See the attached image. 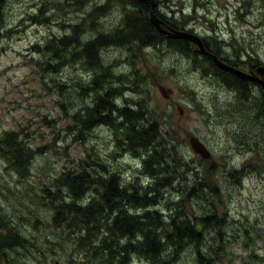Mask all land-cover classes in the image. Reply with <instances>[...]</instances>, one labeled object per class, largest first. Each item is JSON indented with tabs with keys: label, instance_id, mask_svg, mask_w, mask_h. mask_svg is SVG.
Wrapping results in <instances>:
<instances>
[{
	"label": "rangeland",
	"instance_id": "374dc122",
	"mask_svg": "<svg viewBox=\"0 0 264 264\" xmlns=\"http://www.w3.org/2000/svg\"><path fill=\"white\" fill-rule=\"evenodd\" d=\"M161 1L164 16L193 29L222 60L246 74L264 68V0ZM0 5V140L16 132L41 152L24 177L0 152V216L7 213L26 240L17 247L0 244V264H264L260 87H237L194 45L179 51L166 41L155 43L159 35L145 27L130 0H0ZM98 39L92 52L87 45ZM125 109L133 111V120L125 119ZM76 112L86 114L84 119L96 112L110 121L76 142ZM134 125L140 131L153 126L156 143L144 147L153 133L142 142ZM196 140L208 149V159L194 150ZM87 151L108 165L128 194L138 189L144 198L155 191L157 205L147 210L116 203L127 208V218L148 211L143 232L156 234L163 245L156 257L136 250L143 235L133 240L128 255L115 259L104 251L102 239L110 234L104 227L79 246L65 224L51 226L54 212L40 204L46 187L57 191L54 184L63 173L79 172L82 162L94 159ZM166 156L168 170L157 175L163 186L158 187L144 170L153 173L154 163ZM88 170L94 177L103 174ZM119 216L99 223L125 220ZM174 216L187 237L167 239ZM189 228L197 235L188 237ZM9 235L0 231V237ZM117 239L121 246L132 244L120 233Z\"/></svg>",
	"mask_w": 264,
	"mask_h": 264
},
{
	"label": "trees",
	"instance_id": "16d2710c",
	"mask_svg": "<svg viewBox=\"0 0 264 264\" xmlns=\"http://www.w3.org/2000/svg\"><path fill=\"white\" fill-rule=\"evenodd\" d=\"M130 3H134L133 0H130ZM98 11L103 12V9L98 8ZM100 14L102 15V13ZM145 27L148 30H153V26L151 27L148 22L145 24ZM157 34L160 37L158 36L154 40L155 43L159 41H166L169 46L174 47L179 51H185L190 45H194L186 40H171L167 39V37L164 35H161L159 33ZM77 37H79V35H77ZM73 38L74 35L72 37L65 38V40L63 41L64 45L69 46L68 43H70ZM138 39L141 40V38ZM99 42L100 39H98L95 43L92 42L88 44L87 47H93L92 52H94L95 47ZM205 46L207 50L211 51L206 42ZM205 59L211 62V60H209L208 58L205 57ZM224 62L229 63L228 61ZM89 64H91L90 61ZM215 70L219 74H226L227 76H230L233 79L234 85L246 90L247 87L245 86L246 83L244 81L239 80L238 78H235L234 76L223 72L217 68ZM245 93L247 92L243 91V94ZM61 105L62 109L66 110L64 104ZM262 109L263 108H261V110ZM132 112L129 109H125L123 112V116L125 117V119H128L129 121L131 119L133 120L134 116L132 115ZM262 112L263 110L260 113ZM81 116H86V114L82 115L79 114V112H76L73 116L75 125L80 127V130L78 132L80 137L76 138V142L77 140H84L85 136L83 135V132L89 131L94 126L105 123L106 120L110 121V116L106 117L103 116V114H100V116L98 117L96 115V112L91 113L88 117H86V119ZM129 121L126 122L130 124ZM133 130H135L136 133H139V135H141L139 140H141L142 142H144V137L147 135V133H153L151 135H148V139L152 137V140L148 141L144 147H150L152 142L156 143L158 132L154 129L153 126H151L150 129L147 131H140L139 128L134 125ZM20 136L21 134L16 132L6 133L5 136L0 140V152L3 154L5 160L10 165V167L15 168L18 173L22 177H24L28 174L29 166L35 159L36 155H40L41 152L40 150L33 151L30 146H28L22 139H20ZM153 149L155 150V146L153 147ZM87 153L89 158L94 159L89 162H86V165H83L82 162V167L79 172L69 171L63 173L60 178L55 181L54 187H56L57 191H53L49 189V187H46L47 189L44 192V196L42 197V201L40 204L43 206L49 205L48 207H46V209L49 208L54 212V214H52L51 216V226L56 227L65 224L67 227L66 229L69 238H71L73 235H76L79 240V246L86 245V243L90 239L100 234V230L104 227L105 231H108L110 233L107 237L102 239L104 251L108 250V255L114 256L115 259L123 258L125 255H128V252L132 250V247L134 245L133 240L137 236L143 235L144 242L139 243L136 250L144 251V256L156 257L160 250V247H162L163 245L161 243V239L157 240L158 237L156 234L153 235V233L149 231L143 232L144 227L142 221L143 218L148 219V211L144 214V216L139 215L127 218V208L120 209V207L116 203V201H125L127 207L144 208L145 210H147L148 208L157 205L158 200L155 195V191L151 190L147 194L144 193V198L139 195L138 189H134V191H131L133 193L128 194V189L120 187L117 175L112 173L108 165L104 161H102L101 158L97 156L95 152L90 153L87 151ZM167 157L171 156H166L161 160H157V163H154L155 165L153 166L155 170L153 173H149L148 168H145L146 170H144V175L155 180L156 186L160 185V182L162 181V179H159L157 175L159 176L161 173H164L165 170H168ZM149 158H154V156L152 155ZM145 163H147V161ZM156 166H158L159 168ZM90 167H92V169L95 171L99 170L103 172V174L99 177H94L92 173L88 170ZM166 186H170V184H167ZM88 195L89 198L88 200H86V196ZM81 201H87V206L83 208L81 206L83 204L81 203ZM114 213L120 215L119 218L124 216L125 220L122 218L121 220L116 219L113 222L109 221L106 223L107 226L99 223L100 221L103 222L109 220V216ZM157 214H159V212H157ZM4 215L5 217L0 216V231L8 230L10 235L8 237H0V244H3L5 247L22 246L24 244L23 242H26V240L21 229L17 228L15 225H13V223H11L7 213L4 212ZM126 220L127 222H129L128 226L126 225ZM170 227H172V230L174 231L171 234L166 235L167 239L176 238L177 235L182 236L181 234L183 233L186 234V231L183 232L178 230V227L181 228L186 226H184V224L177 226L175 216L174 218L171 217ZM188 231L190 233L188 237H191L192 233L197 235L195 228H193V230L189 228ZM118 233H120L123 237H128L130 243L132 244H129L127 246H121V241L117 239ZM0 248L2 251V247Z\"/></svg>",
	"mask_w": 264,
	"mask_h": 264
},
{
	"label": "water",
	"instance_id": "95a60500",
	"mask_svg": "<svg viewBox=\"0 0 264 264\" xmlns=\"http://www.w3.org/2000/svg\"><path fill=\"white\" fill-rule=\"evenodd\" d=\"M139 1H145V0H139ZM155 10H156V4L152 3L151 23L155 27H157L160 31L166 33L169 38L187 40V41L194 43L199 48V52L202 55L210 58L213 61L215 67H217L218 69H220L222 71H226L228 73H231V74L237 76L238 78H240L242 80L254 81V82L260 84L262 86V88L264 89V80H262L258 77L246 74L242 71H239L238 69H236L234 67H231V66L225 64L216 55L207 51L205 44L200 37H198L192 33L179 31V30H171L170 32L164 31L161 27L162 22L157 18L156 14H155ZM257 71L261 76L264 75V68H259ZM192 145H193L194 150L197 153H199L202 156V158L208 159L210 157V153L208 152L206 147L200 141H198V140L193 141ZM197 230H200V226L197 227Z\"/></svg>",
	"mask_w": 264,
	"mask_h": 264
},
{
	"label": "flooded vegetation",
	"instance_id": "af4514ba",
	"mask_svg": "<svg viewBox=\"0 0 264 264\" xmlns=\"http://www.w3.org/2000/svg\"><path fill=\"white\" fill-rule=\"evenodd\" d=\"M151 1L156 3V6H157L156 13H157L158 17L164 22L163 29H166V30L180 29V30H182L179 26H176L174 24L173 18H167L166 16H164L163 13L160 12L161 6L163 4V2L161 0H147L144 2H140L139 0H133L134 3H131V5L135 6L137 9H139L140 15L142 17H144V20H146V22H148V24L152 27L153 25L150 23V19H149V15L151 12V5H152ZM152 29L161 35L163 34L159 29L155 28L154 26L152 27ZM183 29H184L183 31H189L192 33L195 32L193 29H191V30H187L185 28H183ZM256 71H257V69L250 71L249 75H253V73H256ZM245 83H246L245 86H248V85L250 86V84H254L255 86H258L261 88L260 85L252 83V82H245ZM261 111L262 110L260 109V112Z\"/></svg>",
	"mask_w": 264,
	"mask_h": 264
},
{
	"label": "bare ground",
	"instance_id": "6f19581e",
	"mask_svg": "<svg viewBox=\"0 0 264 264\" xmlns=\"http://www.w3.org/2000/svg\"><path fill=\"white\" fill-rule=\"evenodd\" d=\"M131 103V102H130ZM70 109V108H69Z\"/></svg>",
	"mask_w": 264,
	"mask_h": 264
}]
</instances>
